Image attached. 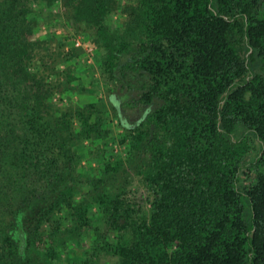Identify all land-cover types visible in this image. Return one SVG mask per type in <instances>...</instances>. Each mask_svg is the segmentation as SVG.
<instances>
[{
    "label": "trees",
    "instance_id": "trees-1",
    "mask_svg": "<svg viewBox=\"0 0 264 264\" xmlns=\"http://www.w3.org/2000/svg\"><path fill=\"white\" fill-rule=\"evenodd\" d=\"M119 2L0 0V264H264V0ZM42 20L91 38L133 128L52 103Z\"/></svg>",
    "mask_w": 264,
    "mask_h": 264
},
{
    "label": "rangeland",
    "instance_id": "rangeland-1",
    "mask_svg": "<svg viewBox=\"0 0 264 264\" xmlns=\"http://www.w3.org/2000/svg\"><path fill=\"white\" fill-rule=\"evenodd\" d=\"M125 0H120L119 8L121 9ZM58 12V9L56 10ZM125 19L121 14H116L113 17L115 24L119 25L121 20ZM37 33L35 38L40 39H53V43L43 45V50L40 48V55H46L47 46L50 45L52 49L53 61L46 57L45 65L41 69L35 67V62H33V71L38 77L45 79V83L49 87H52V103L55 105H60L61 108L65 109L70 107V104H87L93 103L98 100L101 102H107L116 106L117 113L123 127L133 128L134 124L139 122L143 112L141 111H131L121 108V100L124 96V92H114L110 94L107 90L106 85L101 81L102 75L98 65V51L95 43L88 37L87 34H77L74 33L65 24H52L47 23L44 20L40 21L37 27ZM74 51L71 55H67ZM65 55H67L65 57ZM39 59V57H38ZM36 60V59H35ZM40 60V59H39ZM39 64V63H38ZM40 65V64H39ZM56 66L55 72H51V68ZM73 72L75 80L72 84V89L66 92L65 81L66 76ZM110 94V95H108ZM128 96V95H127ZM115 128V129H114ZM113 129L115 135H121L124 133V129L119 126L117 119L114 120ZM91 146L89 140L83 143V147L88 149ZM113 154L116 156L118 154L124 156V143L116 141L110 143ZM93 166L94 169L97 168V162L86 159H82L81 165L84 169H88L89 164ZM141 193V192H140ZM139 193V194H140ZM139 197H141L139 195ZM137 202H142L137 197Z\"/></svg>",
    "mask_w": 264,
    "mask_h": 264
}]
</instances>
